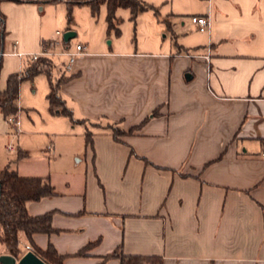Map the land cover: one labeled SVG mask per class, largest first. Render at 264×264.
<instances>
[{
	"label": "crops",
	"instance_id": "crops-1",
	"mask_svg": "<svg viewBox=\"0 0 264 264\" xmlns=\"http://www.w3.org/2000/svg\"><path fill=\"white\" fill-rule=\"evenodd\" d=\"M35 1L0 3V91L66 23V0ZM77 7L88 6L71 13ZM164 14L135 47L118 38L75 44L84 53L54 79L67 78L59 96L72 119L48 106L59 127L52 134L71 150L84 144L85 186L48 178L55 195L26 209L53 213L57 233L34 241L52 245L64 264H120L103 260L116 250L162 264H264V0H205L184 22L177 11ZM192 16L208 19L206 32ZM164 29L174 40L167 45L156 37ZM37 77L27 82L32 92ZM40 85L46 99L50 87ZM16 119L18 132L0 113V142L20 133ZM111 126L127 135L115 141ZM26 158H0V170L29 177L18 172Z\"/></svg>",
	"mask_w": 264,
	"mask_h": 264
},
{
	"label": "rangeland",
	"instance_id": "rangeland-1",
	"mask_svg": "<svg viewBox=\"0 0 264 264\" xmlns=\"http://www.w3.org/2000/svg\"><path fill=\"white\" fill-rule=\"evenodd\" d=\"M146 2L157 13L153 10L145 11L139 14L133 22L130 20L129 10L118 9L115 12L118 22L117 27L120 30L119 35H116L115 31H107V11L105 6L99 8L96 16H92L89 7H77L71 13L73 23L67 24L66 20L63 28H54L53 31H59L61 35L56 37L53 34V39H62L63 34L72 29V32L75 33V36L69 41L72 47L77 43L86 44L88 43L87 41L93 44L104 43L109 46V42L114 38H118L135 47L137 42L141 43L151 37L150 24H154L152 21L156 18L162 19L165 16V12L169 13L174 10L181 13V15H184L181 21L184 22L189 16L196 14L205 6V0H146ZM172 8L174 9L171 10ZM74 15H76V18H74ZM137 20H140V23ZM156 37L160 43L165 45L174 41L165 29ZM187 41L190 44H194L191 36L188 37ZM61 62H64V60H54L53 79L58 76L59 70L62 71ZM35 82L37 84L36 92H32L29 83L24 82L22 99L20 97L19 102V108L22 110L18 113L21 124L20 133H12L8 140L0 142V158H9L14 162L19 151L17 147H19L27 155V158L18 167L20 175L43 177L47 180L52 178L57 183L66 180L73 189L82 191L85 186L84 154L86 151L84 144L71 150L64 142V139H60L59 136L54 139L52 133L56 131L58 125L56 127L54 124L56 119L48 114L46 94H42L40 85L42 84L46 91L49 86L48 81L44 75H41L37 77ZM39 82L41 83L39 84ZM54 140H56V146L54 145ZM4 144L13 145L16 149L13 152L6 153L3 150ZM19 242L22 250L27 249L25 247L26 241L22 235Z\"/></svg>",
	"mask_w": 264,
	"mask_h": 264
},
{
	"label": "trees",
	"instance_id": "trees-1",
	"mask_svg": "<svg viewBox=\"0 0 264 264\" xmlns=\"http://www.w3.org/2000/svg\"><path fill=\"white\" fill-rule=\"evenodd\" d=\"M16 3H35V0H0ZM62 0H42L45 2H57ZM68 11L66 15L67 24L72 21L71 9L74 6H88L91 9L92 16H96L101 6L106 7V24L109 31H115L119 35L117 19L115 12L118 9L129 10L130 20L135 21L139 13L155 9L143 0H66ZM156 12V11H155ZM1 39L5 35V17L0 13ZM52 61L46 58H40L35 62L26 61V64L19 74H12L8 77L6 88L0 91V113L5 120L9 117H16L19 98V86L23 82H32L35 77L45 75L49 81V93L46 97L49 111L52 115H61L72 119L71 112L65 106L59 96L60 85L67 80L66 77H60L54 80L52 78ZM80 123H85L80 121ZM112 136L115 141L119 137L127 135L124 131L111 126ZM130 133V132H129ZM86 145L91 147L92 134H85ZM26 154L18 152L16 161L25 158ZM55 195L53 186L47 179L40 177H21L14 169L9 167L0 170V245L4 248V254L16 259L22 257L26 252L31 251L45 264H64L66 256L59 255L52 245L41 249L34 241L36 235L50 236L57 233L52 227V212L39 216H30L26 209V203L39 201L45 197ZM23 236L28 247L25 250L20 248V236ZM95 243L79 251L76 256H86V251ZM118 259L120 264H162L159 257H142L123 255L120 250H116L103 257L104 261Z\"/></svg>",
	"mask_w": 264,
	"mask_h": 264
},
{
	"label": "built area",
	"instance_id": "built-area-1",
	"mask_svg": "<svg viewBox=\"0 0 264 264\" xmlns=\"http://www.w3.org/2000/svg\"><path fill=\"white\" fill-rule=\"evenodd\" d=\"M191 24L196 26V29L203 33L206 32L209 27V21L206 17L203 16H192L190 17ZM61 35L60 32H56V36L59 37ZM84 46L79 44L76 45L73 49L68 46V43H65L62 39H55L53 41L43 43L41 46V50L37 54H33L29 56V61L35 62L40 58H46L50 61L55 59H64L62 62V70L63 73L69 72L72 65L78 56L84 53ZM7 123L13 127L15 132H18V120L16 117H9L7 119ZM7 151H13L14 148L11 145L6 146ZM262 157H264V151L262 152Z\"/></svg>",
	"mask_w": 264,
	"mask_h": 264
},
{
	"label": "water",
	"instance_id": "water-1",
	"mask_svg": "<svg viewBox=\"0 0 264 264\" xmlns=\"http://www.w3.org/2000/svg\"><path fill=\"white\" fill-rule=\"evenodd\" d=\"M74 36H75V33L68 31L63 34L62 40L65 43H68L70 39L73 38ZM0 264H45V263L41 261L31 251H28L19 259H16L9 255H1Z\"/></svg>",
	"mask_w": 264,
	"mask_h": 264
}]
</instances>
